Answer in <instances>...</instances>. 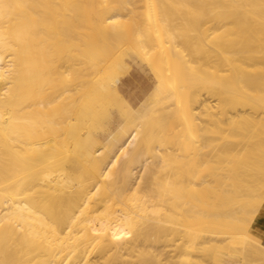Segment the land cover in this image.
Returning <instances> with one entry per match:
<instances>
[{
    "label": "bare ground",
    "instance_id": "bare-ground-1",
    "mask_svg": "<svg viewBox=\"0 0 264 264\" xmlns=\"http://www.w3.org/2000/svg\"><path fill=\"white\" fill-rule=\"evenodd\" d=\"M262 208L264 0H0V264L264 262Z\"/></svg>",
    "mask_w": 264,
    "mask_h": 264
},
{
    "label": "rangeland",
    "instance_id": "rangeland-1",
    "mask_svg": "<svg viewBox=\"0 0 264 264\" xmlns=\"http://www.w3.org/2000/svg\"><path fill=\"white\" fill-rule=\"evenodd\" d=\"M106 67H108L110 70H114V72L116 73V75L114 74L112 78V81H113L112 85L113 87L117 88L118 92L125 99L132 100L133 97L137 95V93H139L141 90H144L147 87L151 86V81H150L151 76L156 78V75L150 71L149 67L140 58L137 57L135 50L128 44H125L123 46V49L118 52V54L113 58V60H111L107 64ZM99 91L100 90L98 89L97 93ZM95 109L96 108H93V111H95ZM94 117H96V113L91 112V114L88 116V119H87L88 126L100 127V125H103V126L107 125L106 120L104 118H98V120H96L94 119ZM259 211L260 210L254 212L257 215L251 212L253 216L255 215L253 223L250 224L248 229L245 228L244 226L243 227L245 228L246 235H248L249 237L257 238L258 240L264 242V235L260 234V228L258 226V224L261 223V221L257 219V216L259 215ZM262 213L264 215V208H262ZM237 227H238L237 229L234 227L235 230L233 228L232 230L233 232L231 231V233H234L235 236H237V234L239 235L240 232H242V234L245 233V232L243 233V231L239 229L240 226H237ZM202 228L203 229L206 228V225L203 224ZM244 228L242 229L244 230ZM238 229L240 231H238ZM236 230L238 233L236 232ZM223 243L225 244L226 241ZM223 243H221V245L219 246V248L221 246L222 248H220L219 250L217 249L218 255L216 256V259H217L216 263L211 258L208 260V257H204L203 259L204 261L202 264H209V262L211 264H217L218 260L226 259L227 255L237 256L238 257L237 259L245 264H259L260 262H261L260 264H264V262L261 260H259V263H256L258 262L257 260L254 261V259L252 258L249 259V257L247 258V261L246 260L242 261L243 258H240L235 251L234 252L231 251L233 249L235 250V246H232V244L234 243L229 242V244L231 243L230 247L231 248L234 247L233 249L229 251H227L228 249H230V247L229 248L227 247L228 244H225L226 246L224 247ZM190 263H187V264H190Z\"/></svg>",
    "mask_w": 264,
    "mask_h": 264
}]
</instances>
